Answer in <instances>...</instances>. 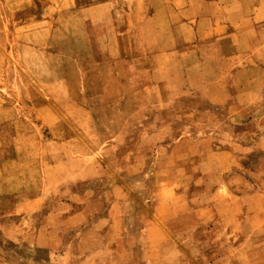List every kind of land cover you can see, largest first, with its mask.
<instances>
[{
  "label": "rangeland",
  "instance_id": "rangeland-1",
  "mask_svg": "<svg viewBox=\"0 0 264 264\" xmlns=\"http://www.w3.org/2000/svg\"><path fill=\"white\" fill-rule=\"evenodd\" d=\"M254 24L264 0H0V264H264Z\"/></svg>",
  "mask_w": 264,
  "mask_h": 264
},
{
  "label": "crops",
  "instance_id": "crops-1",
  "mask_svg": "<svg viewBox=\"0 0 264 264\" xmlns=\"http://www.w3.org/2000/svg\"><path fill=\"white\" fill-rule=\"evenodd\" d=\"M251 18L254 20V23H255V22H256V20H255V19H256V18H255V15L252 16ZM211 19H212V18H211ZM252 28H254V29H252L251 32H252V33L255 32L256 35H258L259 31H263V32H264V30H258L257 27H256V24H254ZM255 28H256V29H255ZM236 33H237L236 31H235V32H231V31H229V33H226V35H227V36H228V35L230 36V34H231V35H236ZM237 35H240V33H237ZM222 191H223L224 193H226V192H228L229 190L226 191V189H224V188L222 187ZM226 196H227V197H239V195H238V194H235V193H229V194L226 193Z\"/></svg>",
  "mask_w": 264,
  "mask_h": 264
}]
</instances>
